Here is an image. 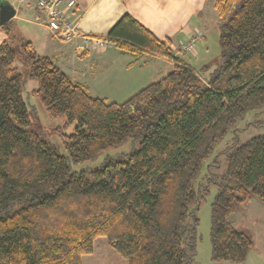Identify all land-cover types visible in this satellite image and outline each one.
I'll use <instances>...</instances> for the list:
<instances>
[{
  "label": "trees",
  "instance_id": "1",
  "mask_svg": "<svg viewBox=\"0 0 264 264\" xmlns=\"http://www.w3.org/2000/svg\"><path fill=\"white\" fill-rule=\"evenodd\" d=\"M213 7L220 54L210 70L178 59L169 39H157L129 14L115 22L106 37L122 51L175 62L121 103L91 95L51 57L18 40L37 83L32 92L51 116L75 123L70 133L60 131L68 156L25 129L30 119L13 39L0 43V264H82L99 236L127 264L191 263L203 197L194 184L203 164L247 112L264 106V0H215ZM132 137L138 147L125 159L71 169ZM224 153L211 202L213 264L243 262L252 246L229 215L253 197L264 203V131L233 140Z\"/></svg>",
  "mask_w": 264,
  "mask_h": 264
},
{
  "label": "crops",
  "instance_id": "2",
  "mask_svg": "<svg viewBox=\"0 0 264 264\" xmlns=\"http://www.w3.org/2000/svg\"><path fill=\"white\" fill-rule=\"evenodd\" d=\"M8 1L15 8V14L7 26L0 27V43L9 40L12 35L14 39L31 42L35 50H39L38 54L51 57L72 81L85 85L89 92L87 82L94 81L96 92L94 95L90 93L93 96L107 98V94L98 90L96 85L117 82L119 79L129 82L130 90H133L129 91L130 94L135 93L147 80L160 76L165 69L170 71L175 63L147 50L135 53L122 51L116 44L100 48L86 46L80 38L69 42L58 41L43 21V14L31 3ZM75 1L76 10L72 18L80 32L106 36L122 15L129 14L157 39H169L170 51L188 65L196 64L199 60L202 44L207 42L210 32L208 22L215 23V0ZM197 34L200 36L195 42L201 45L199 43V48L196 46L197 50H193V56L186 58L177 49ZM259 253L264 255V248Z\"/></svg>",
  "mask_w": 264,
  "mask_h": 264
},
{
  "label": "rangeland",
  "instance_id": "3",
  "mask_svg": "<svg viewBox=\"0 0 264 264\" xmlns=\"http://www.w3.org/2000/svg\"><path fill=\"white\" fill-rule=\"evenodd\" d=\"M208 25H210V32H208L207 42L202 44L200 58L196 64L193 63V65H190L196 70L204 65H209L210 68H208V70L212 69L215 63H217L220 54L216 15L215 23L209 21ZM12 39V47L17 54L15 60L16 72L20 73L22 77L21 95L27 105L30 119V123L25 126V129L42 135L43 138L57 148L60 154L68 156V151L65 149L60 137V131L66 134L70 133L75 123L73 122L65 125L66 118L64 115L51 116L45 110L41 103V95L32 92V90L37 88V83L29 76L28 61L21 52L19 47L20 43L17 39H14V35H12ZM199 43L196 44L195 42L194 49H196V46L199 48L201 45V43L200 45ZM193 50L191 52L179 50L178 52L188 58L193 56ZM37 53H40L39 50H37ZM167 71L168 70L165 69L161 75L166 74ZM201 75L204 77L207 73L202 71ZM160 76L147 80V82H145L146 84H142V86L139 87H143L157 80ZM87 84L90 93L94 95L96 92V90H94V81L91 83L87 82ZM96 87L98 90L107 94L105 95L107 96L105 100L108 102L113 101L121 103L134 93L130 94L129 91L133 90H130L131 84L125 79H119L117 82H104L103 84L96 85ZM262 131H264V106L247 112L245 118L237 122L235 131L227 134L216 144L213 153L203 164L200 178L194 184L195 191H198L197 187L200 188L201 190L198 192H200L199 195L203 197H201L195 210L199 223L196 226V254L190 264H213L215 262L212 257L210 246V228L212 223L211 202L218 189L217 180H219V177L226 169L224 151L230 146L233 140L243 142ZM137 147L138 140L132 137L123 144L103 150L92 160H86L80 163L71 162L70 167L72 170L89 171L108 159H125V154ZM204 187H206L205 190ZM229 220L236 229L248 235L252 240V246L245 261L225 262V264H264V255L259 253V251L264 248V203L253 197L249 201L239 204L234 212L229 215ZM82 264H127V260L107 242L105 237L99 236L93 241L92 252L82 256Z\"/></svg>",
  "mask_w": 264,
  "mask_h": 264
},
{
  "label": "built area",
  "instance_id": "4",
  "mask_svg": "<svg viewBox=\"0 0 264 264\" xmlns=\"http://www.w3.org/2000/svg\"><path fill=\"white\" fill-rule=\"evenodd\" d=\"M21 3H31L44 16L43 21L52 32L55 39L61 42H69L80 38L86 46L106 48L114 43L106 36H96L80 32L72 16L76 10L75 0H19ZM200 34L191 36L181 45L179 50L191 52L194 49L195 41Z\"/></svg>",
  "mask_w": 264,
  "mask_h": 264
},
{
  "label": "water",
  "instance_id": "5",
  "mask_svg": "<svg viewBox=\"0 0 264 264\" xmlns=\"http://www.w3.org/2000/svg\"><path fill=\"white\" fill-rule=\"evenodd\" d=\"M15 14V8L8 0H0V25L9 21Z\"/></svg>",
  "mask_w": 264,
  "mask_h": 264
}]
</instances>
